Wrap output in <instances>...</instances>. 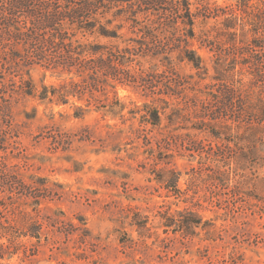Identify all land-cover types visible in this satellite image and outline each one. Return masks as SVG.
Segmentation results:
<instances>
[{"label":"rangeland","instance_id":"rangeland-1","mask_svg":"<svg viewBox=\"0 0 264 264\" xmlns=\"http://www.w3.org/2000/svg\"><path fill=\"white\" fill-rule=\"evenodd\" d=\"M189 1L195 37L181 19L146 27L155 4L138 6L134 20L115 7L131 1L115 0L101 22L112 19L118 36L74 37V52L105 48L69 58L37 44L42 59L33 61L27 47L36 44L10 34L4 16L13 13L11 31H26L35 13L65 1L0 0V264H264V211L235 195L233 181L212 178L221 141L204 123L216 114L208 92L218 57L249 74L241 62L256 51L223 47L218 56L203 42L220 36L223 10L238 0ZM4 44L32 63L16 65ZM62 55L65 66L55 67L50 60ZM98 57L104 67L88 69L87 58ZM63 85L67 102L53 95ZM256 175L252 193L264 196V160Z\"/></svg>","mask_w":264,"mask_h":264},{"label":"trees","instance_id":"trees-1","mask_svg":"<svg viewBox=\"0 0 264 264\" xmlns=\"http://www.w3.org/2000/svg\"><path fill=\"white\" fill-rule=\"evenodd\" d=\"M59 1L56 0V2ZM61 1H65L63 7L35 13L26 31L22 28H17L15 32L11 31L14 28L13 13L4 16V24H6L10 34L17 33L26 38V43L36 44L32 50L29 46L27 47L28 56L31 60L42 59V55L38 53L39 46L44 49L45 46L56 49L62 48L70 53L69 58L76 57L75 55L91 54L94 51L96 53L105 48L103 45H94L92 48L88 45H82L81 51L74 52L76 51L74 37L78 31H98L104 36H118L115 30L108 27L112 23V19L107 18L104 24L101 22V14L103 13L104 16L107 12L109 13V9H112L116 3L115 0ZM130 1L126 5H115V7H120L119 11L126 9L130 15L129 19L135 20L133 17L138 12V6L155 4L152 7L153 11H156L152 12L155 16L144 20L146 27L159 28L164 25H174L178 19H181L188 31L187 35L196 36L194 30L195 13L191 11L189 0ZM168 2L171 3L170 8H164L163 5ZM155 6L160 7L156 10ZM100 9L103 11L100 12ZM162 15L164 18L160 19ZM223 15L221 24L217 28L220 36L216 38L204 36L203 42L210 45L215 51L219 48L220 50H217L218 56L222 55L223 47H225L224 51L227 48L236 50L250 48L251 51H256V58L247 62L242 61L241 63L248 65L249 74L241 73L239 75L235 66L230 67L222 56L221 59L218 57L215 66L216 74L213 76L215 89L208 92L211 96L209 99L210 106L215 107L216 114L204 122L209 128L210 134L216 140L221 141V143L216 144L212 153L219 164L217 168H214L211 176L218 182L233 181L230 187L235 195H247L256 198V205L259 211L263 212L264 196L253 194L251 186H255L253 180L257 176L256 167L261 165L264 160V0L255 3H252L251 0H238L234 7L223 10ZM36 29L42 32L39 34L33 32ZM18 35L17 38H20ZM4 46L6 47V44ZM142 49L148 51L154 49L156 53L161 52L159 46L144 45ZM4 51L18 66L21 63L26 65L32 63L29 62V57H24L21 54V50L14 52L11 46H8ZM185 51L184 57L193 62L196 67L202 68V57L194 50L185 48ZM61 57L63 60L57 61ZM87 59L91 64L93 63L88 69L103 68L104 62H106L102 57ZM50 61L54 62L55 67L60 64L65 66L66 58L62 55L54 57ZM100 62L101 64H99ZM84 69H86L85 64H81L79 72ZM69 91L67 85H63L59 89L54 88L53 95H58L64 102H67L66 97L70 93ZM42 97H48L47 89L42 92ZM177 223H179L177 224L178 228L188 227V221L184 218H180ZM193 223L199 225L201 220H195ZM227 261L230 264H237L233 258Z\"/></svg>","mask_w":264,"mask_h":264}]
</instances>
